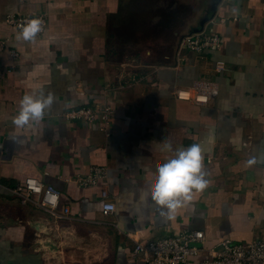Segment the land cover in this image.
<instances>
[{
    "label": "crops",
    "instance_id": "crops-1",
    "mask_svg": "<svg viewBox=\"0 0 264 264\" xmlns=\"http://www.w3.org/2000/svg\"><path fill=\"white\" fill-rule=\"evenodd\" d=\"M40 13L48 29L36 43L6 22ZM198 33L219 34L223 47L198 55L181 46ZM0 41V264H139L136 241L203 231L189 263L199 264L223 240H264V0H0ZM200 82L218 86L210 105L175 97ZM41 92L54 94L52 109L36 128L17 129L20 100ZM112 100L105 127L64 117ZM194 143L210 184L166 219L147 183ZM252 156L259 162L247 167ZM93 167L105 171L109 216L100 186L81 184ZM27 179L54 187L58 212L70 214L17 197Z\"/></svg>",
    "mask_w": 264,
    "mask_h": 264
},
{
    "label": "built area",
    "instance_id": "built-area-1",
    "mask_svg": "<svg viewBox=\"0 0 264 264\" xmlns=\"http://www.w3.org/2000/svg\"><path fill=\"white\" fill-rule=\"evenodd\" d=\"M19 2L23 3L24 0H19ZM33 18H39L43 21V31L37 36L39 38L48 29V19L43 13L9 15L6 22L19 33L20 26ZM223 40L217 33H198L185 36L181 41V46L186 50L202 55L205 51L221 49L224 45ZM7 45V41H0V50L7 49ZM10 54L14 61L19 59L17 51L10 50ZM218 66L220 67L221 64ZM218 95V86L207 82H200L191 88L178 87L175 91V97L178 100L191 101L204 106L214 102ZM115 109L114 100L104 101L71 109L65 113L64 117L68 122L81 121L90 125L101 123L105 127L112 122ZM105 176V171L102 168L93 167L90 174L81 181V184L100 186L99 198L102 202V213L109 216L116 211V205L111 199L107 185L100 182ZM13 193L24 201H30V197H35L34 203L54 217L66 218L70 214L68 207L63 208L61 213L58 212L60 193L54 187L45 185L37 179H27L24 187H17ZM205 239L206 236L203 231H185L177 236L139 240L135 242L132 251L133 257L139 264H189L190 260L202 251ZM199 264H264V240L253 241L248 244L223 240L210 248L208 259Z\"/></svg>",
    "mask_w": 264,
    "mask_h": 264
},
{
    "label": "clouds",
    "instance_id": "clouds-1",
    "mask_svg": "<svg viewBox=\"0 0 264 264\" xmlns=\"http://www.w3.org/2000/svg\"><path fill=\"white\" fill-rule=\"evenodd\" d=\"M43 21L33 18L20 26L18 40L36 43L37 36L43 31ZM56 102L54 94H25L19 102L18 113L12 118L17 129L36 128ZM161 150L172 152V145L167 140L162 142ZM204 156L200 144L178 148L172 158L159 165L154 178L147 183V191L152 201L160 208L166 219H172L177 212L190 206L197 193H203L209 186L204 171ZM252 156L246 160L247 167L258 163Z\"/></svg>",
    "mask_w": 264,
    "mask_h": 264
},
{
    "label": "rangeland",
    "instance_id": "rangeland-1",
    "mask_svg": "<svg viewBox=\"0 0 264 264\" xmlns=\"http://www.w3.org/2000/svg\"><path fill=\"white\" fill-rule=\"evenodd\" d=\"M135 58V57H134ZM137 59V58H136ZM141 59V58H140ZM139 60V59H138Z\"/></svg>",
    "mask_w": 264,
    "mask_h": 264
}]
</instances>
